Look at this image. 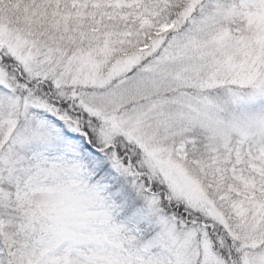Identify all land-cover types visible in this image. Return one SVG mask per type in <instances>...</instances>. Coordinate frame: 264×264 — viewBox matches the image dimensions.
Here are the masks:
<instances>
[{
  "label": "snow or ice",
  "instance_id": "6c2138e0",
  "mask_svg": "<svg viewBox=\"0 0 264 264\" xmlns=\"http://www.w3.org/2000/svg\"><path fill=\"white\" fill-rule=\"evenodd\" d=\"M0 264H264V0H0Z\"/></svg>",
  "mask_w": 264,
  "mask_h": 264
}]
</instances>
